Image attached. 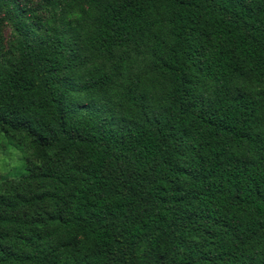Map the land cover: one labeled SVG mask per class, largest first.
Wrapping results in <instances>:
<instances>
[{"label": "trees", "instance_id": "obj_1", "mask_svg": "<svg viewBox=\"0 0 264 264\" xmlns=\"http://www.w3.org/2000/svg\"><path fill=\"white\" fill-rule=\"evenodd\" d=\"M29 1L0 0V264H264V0Z\"/></svg>", "mask_w": 264, "mask_h": 264}, {"label": "rangeland", "instance_id": "obj_2", "mask_svg": "<svg viewBox=\"0 0 264 264\" xmlns=\"http://www.w3.org/2000/svg\"><path fill=\"white\" fill-rule=\"evenodd\" d=\"M37 0H30L34 4ZM2 37L6 44L11 39L10 27L6 23H2ZM3 137L0 136V181L7 178L20 177L24 172V160L21 151L5 144Z\"/></svg>", "mask_w": 264, "mask_h": 264}]
</instances>
